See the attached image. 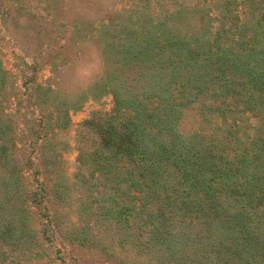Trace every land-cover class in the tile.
<instances>
[{
  "label": "rangeland",
  "instance_id": "374dc122",
  "mask_svg": "<svg viewBox=\"0 0 264 264\" xmlns=\"http://www.w3.org/2000/svg\"><path fill=\"white\" fill-rule=\"evenodd\" d=\"M223 1L0 0V123L10 146L0 155V264H196L198 242H148L134 210L115 214L130 204L109 203L101 187L82 180L77 135L131 91L143 65L137 51L156 56L157 40L172 35L196 49L215 39L230 44L237 8L220 21ZM195 77L187 73L190 85ZM200 108L184 113L183 135L208 131ZM226 121L241 139L256 124L240 111Z\"/></svg>",
  "mask_w": 264,
  "mask_h": 264
},
{
  "label": "trees",
  "instance_id": "16d2710c",
  "mask_svg": "<svg viewBox=\"0 0 264 264\" xmlns=\"http://www.w3.org/2000/svg\"><path fill=\"white\" fill-rule=\"evenodd\" d=\"M234 5L238 31L230 44L215 39L196 49L172 35L157 40L156 56L137 51L143 65L131 91L115 98L110 113L84 121L77 135L82 180L101 187L109 203L130 204L115 214L134 210L148 242H198L190 255L196 264H264V0H224L220 21ZM194 103L200 122H210L208 131L187 137L182 117ZM231 111L254 118L250 135L236 138L226 121ZM5 130L0 123L3 158L10 151ZM190 226L198 230L190 234Z\"/></svg>",
  "mask_w": 264,
  "mask_h": 264
}]
</instances>
